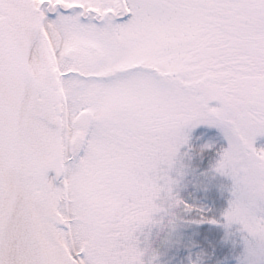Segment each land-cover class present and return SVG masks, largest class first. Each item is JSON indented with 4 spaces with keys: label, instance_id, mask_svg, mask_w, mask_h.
<instances>
[{
    "label": "snow or ice",
    "instance_id": "6c2138e0",
    "mask_svg": "<svg viewBox=\"0 0 264 264\" xmlns=\"http://www.w3.org/2000/svg\"><path fill=\"white\" fill-rule=\"evenodd\" d=\"M201 123L242 198L264 186V0H0V264H143L160 165Z\"/></svg>",
    "mask_w": 264,
    "mask_h": 264
},
{
    "label": "rangeland",
    "instance_id": "374dc122",
    "mask_svg": "<svg viewBox=\"0 0 264 264\" xmlns=\"http://www.w3.org/2000/svg\"><path fill=\"white\" fill-rule=\"evenodd\" d=\"M211 106H217V102H212ZM205 129L217 131L225 141L224 148L219 152L213 163L208 166L206 165L207 167L195 165V157L193 156L191 147L195 132ZM182 131L187 136V143L181 145L176 158L178 161H182L184 167L181 168L179 163H174L171 167L167 164L161 165L162 171H160L159 175L162 179L159 180V183L162 187L166 188L169 180H178V187L175 185L173 187L179 192V196L183 201L186 199L184 192L188 185L204 191L212 190L218 194L219 198H223L222 218L217 225L223 232L224 245H227L232 251L238 253V264H246L247 243L244 238L248 237L251 240V237L247 232L238 231L242 227L241 225L233 224L230 227L227 226L225 217V212L230 207L232 199H234L231 192L234 181L231 176L223 175L215 170V165L220 159L223 150L229 146L228 141L219 127L207 123H201L196 127L189 126ZM254 147L258 150L264 148V136H258L256 138ZM156 203L159 204L160 201L157 200ZM260 209L257 211V215L264 216V202L261 203ZM176 211L178 218L175 224H168V219L166 218L162 225H141L137 229L135 237L138 246L144 247V240L147 236L151 244V249L155 250H150L142 257L143 264H161L174 246L188 242L190 237L189 233L194 230L195 225H201L202 222L190 219V208L184 203ZM160 215H163V213H160Z\"/></svg>",
    "mask_w": 264,
    "mask_h": 264
},
{
    "label": "trees",
    "instance_id": "16d2710c",
    "mask_svg": "<svg viewBox=\"0 0 264 264\" xmlns=\"http://www.w3.org/2000/svg\"><path fill=\"white\" fill-rule=\"evenodd\" d=\"M225 141L215 130H198L191 142L194 162L207 167L224 148ZM207 165V166H206ZM183 203L190 208V219L202 222L195 225L187 243L174 246L161 264H238V253L224 245L220 222L223 198L214 191H204L188 185ZM215 220L216 223L211 221Z\"/></svg>",
    "mask_w": 264,
    "mask_h": 264
},
{
    "label": "clouds",
    "instance_id": "9594fccd",
    "mask_svg": "<svg viewBox=\"0 0 264 264\" xmlns=\"http://www.w3.org/2000/svg\"><path fill=\"white\" fill-rule=\"evenodd\" d=\"M174 163H179L181 168L184 167L182 161H178L177 158L174 159L170 167ZM223 175L231 176L230 174ZM231 178L234 181L231 187L234 199L230 202V207L226 210L225 217L227 220V226L230 227L233 224L241 225L242 227L238 229V231L247 232L251 237V240H249L248 237L244 238L247 243V256L245 260L246 264H250V243L255 239L264 240V216L257 215V211L261 210V203L264 202V194H261L264 193V186L256 190L252 196L242 198L240 189L238 188V182L234 177L231 176ZM178 184V180L173 179L170 180L166 188L163 187L162 191H160L156 197L155 208L148 212V215L145 217V221L142 225H162L164 224L166 218L168 219V224H175L176 219L178 218L176 210L181 204H183V200L180 198L179 192L173 187V185L178 187ZM157 200L160 201L159 204L156 203ZM160 213H163V215H160ZM136 247L141 260L143 256L152 250L147 236L144 240V247H139L137 241Z\"/></svg>",
    "mask_w": 264,
    "mask_h": 264
},
{
    "label": "water",
    "instance_id": "95a60500",
    "mask_svg": "<svg viewBox=\"0 0 264 264\" xmlns=\"http://www.w3.org/2000/svg\"><path fill=\"white\" fill-rule=\"evenodd\" d=\"M49 173H52L53 174V177H55V172L54 171H50ZM56 184L59 183V181H54Z\"/></svg>",
    "mask_w": 264,
    "mask_h": 264
},
{
    "label": "bare ground",
    "instance_id": "6f19581e",
    "mask_svg": "<svg viewBox=\"0 0 264 264\" xmlns=\"http://www.w3.org/2000/svg\"><path fill=\"white\" fill-rule=\"evenodd\" d=\"M48 175H49V178H50V179L53 178V174H52V173H49ZM54 183H55V182H54Z\"/></svg>",
    "mask_w": 264,
    "mask_h": 264
}]
</instances>
